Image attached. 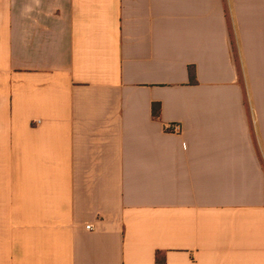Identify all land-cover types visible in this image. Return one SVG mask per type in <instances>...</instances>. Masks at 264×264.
Returning a JSON list of instances; mask_svg holds the SVG:
<instances>
[{"label":"crops","instance_id":"obj_1","mask_svg":"<svg viewBox=\"0 0 264 264\" xmlns=\"http://www.w3.org/2000/svg\"><path fill=\"white\" fill-rule=\"evenodd\" d=\"M0 264H264V0H0Z\"/></svg>","mask_w":264,"mask_h":264},{"label":"trees","instance_id":"obj_2","mask_svg":"<svg viewBox=\"0 0 264 264\" xmlns=\"http://www.w3.org/2000/svg\"><path fill=\"white\" fill-rule=\"evenodd\" d=\"M191 79L192 82H195V71L193 68L190 69ZM153 114L155 117L160 116V104H155L153 108Z\"/></svg>","mask_w":264,"mask_h":264},{"label":"built area","instance_id":"obj_3","mask_svg":"<svg viewBox=\"0 0 264 264\" xmlns=\"http://www.w3.org/2000/svg\"><path fill=\"white\" fill-rule=\"evenodd\" d=\"M181 129H182L181 125L177 124V123L170 124L167 127V130L170 131V132H173V133H180ZM87 229L92 230V227L91 226H87Z\"/></svg>","mask_w":264,"mask_h":264}]
</instances>
